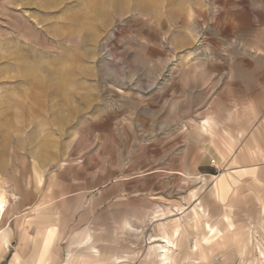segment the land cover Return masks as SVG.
<instances>
[{
    "label": "rangeland",
    "instance_id": "obj_1",
    "mask_svg": "<svg viewBox=\"0 0 264 264\" xmlns=\"http://www.w3.org/2000/svg\"><path fill=\"white\" fill-rule=\"evenodd\" d=\"M251 148L264 153V0H0V264L19 241L31 262L45 208L50 264H89V246L98 264H264Z\"/></svg>",
    "mask_w": 264,
    "mask_h": 264
},
{
    "label": "crops",
    "instance_id": "obj_2",
    "mask_svg": "<svg viewBox=\"0 0 264 264\" xmlns=\"http://www.w3.org/2000/svg\"><path fill=\"white\" fill-rule=\"evenodd\" d=\"M209 125H210V122L208 120L203 121L201 124V130H203L204 132H210ZM255 131H256L257 135L258 134L260 135L261 131H263V127L260 126L259 128H256ZM251 139H253L252 140L253 143L256 144V146H257L256 137L252 136ZM230 148L231 147L228 148L229 150L225 149L227 152V156L230 155V153H231ZM246 154L249 157H251L253 161H258L257 160V158H258L260 161L264 162V153H263V151H261L258 148L256 151H254L252 148L249 150H246ZM237 158L238 159L235 158L230 163V165H236V164L242 163V156H240V154L238 155ZM229 171L230 170H228V172H226L224 175H222L221 178L217 179L216 182L214 183L212 193H213V196L215 198H218L219 200H223L225 197L228 196V194L231 191L232 185L234 184L233 176ZM252 174L253 175L251 176L252 177L251 184L255 185L257 188L264 187V185L261 183L262 181L259 180L255 176V172H253ZM263 191H264V189H263ZM261 192H262V190H261ZM262 196H264V194ZM199 210H201V212L204 213L202 208L200 209V207H198V211ZM198 211L194 210V215H195L197 221H200L203 213L201 214ZM52 214H53V211L46 209V208L36 211V217H34V220L31 224L34 223L35 225L39 226L40 228H42L46 231H45L44 239H43V242L41 243V246L38 247V249L36 250V254H34V256L31 257V262H28L27 264H50V262H52L53 257L51 256V253H52L51 250L53 249V240L55 239L54 237L57 233V226H58V224L56 226V221L55 222L52 220L49 221L50 220L49 218L52 217ZM171 227L172 228L170 230L169 236L176 238V234L180 235L179 234L180 228L178 225H172ZM206 227H208L207 231L210 230V226L208 224L204 223L203 224V230L204 231H206V229H205ZM159 228H163V226L159 225ZM85 235L86 236H85L84 240H82V239L80 240L74 235L71 236L69 243H68V248H70L72 246H79L80 247L81 245H86V243L90 241V238H89L90 234L87 233ZM163 236H165V235H163ZM19 239H20V236H19ZM19 243L21 245V249L17 250V252L13 256V260H12L13 263H17V264H20V262L22 263L23 249L27 245L30 244V242H29V243H26L27 244L26 246H24L23 242L19 241ZM9 245H10V236L8 234H6V237L0 241V254H1V252H4L6 249H8ZM85 252H87L86 255L85 256L81 255V257L85 258L89 262V264H93L94 263L93 260L98 259V257H99V251L95 247L89 246V248H87L85 250ZM124 258H126V257H124ZM124 258L118 257L116 255H111L107 260L111 264H122V262L125 261ZM73 260H74L73 255H71V253L68 252V255H67L65 262L62 264H72ZM91 261H92V263H91ZM94 264H98V261L95 262Z\"/></svg>",
    "mask_w": 264,
    "mask_h": 264
},
{
    "label": "bare ground",
    "instance_id": "obj_3",
    "mask_svg": "<svg viewBox=\"0 0 264 264\" xmlns=\"http://www.w3.org/2000/svg\"><path fill=\"white\" fill-rule=\"evenodd\" d=\"M5 209H6V206L4 205H0V224H1V221H2V218H3V215L5 213ZM40 210V209H38ZM1 236V234H0ZM163 243H164V246H161L160 249L162 250L161 252V255L160 257L162 258V261H165L167 260V253H168V248L170 247V244L167 240L163 239Z\"/></svg>",
    "mask_w": 264,
    "mask_h": 264
}]
</instances>
